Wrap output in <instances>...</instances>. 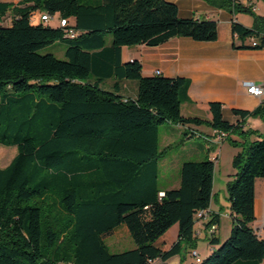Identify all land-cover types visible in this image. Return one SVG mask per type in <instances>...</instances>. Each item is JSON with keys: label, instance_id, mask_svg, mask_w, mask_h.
Listing matches in <instances>:
<instances>
[{"label": "trees", "instance_id": "1", "mask_svg": "<svg viewBox=\"0 0 264 264\" xmlns=\"http://www.w3.org/2000/svg\"><path fill=\"white\" fill-rule=\"evenodd\" d=\"M204 1L254 14L241 0ZM35 11L69 24L33 21ZM231 31L241 41H259L239 48L264 44L257 27L232 21ZM181 36L214 41L217 22L181 17L170 0L0 1V144L17 148L0 167V264H150L174 255L184 264L198 240L195 224L202 217L195 215L211 201L217 157L184 160L178 186H162L166 147L159 127L166 122L181 125V141L201 136L195 128L207 125L239 147L226 183L229 234L222 241L208 234L211 251L190 264L263 261L264 238L251 222L255 180L264 177V133L243 129L242 122L264 118V101L252 110L231 109L241 118L235 122L220 101L208 103L209 120L185 116L188 78L145 75L137 59L122 60L123 46H157ZM56 41L67 43L64 59L39 52ZM109 79L114 82L106 88ZM125 79L135 80V97L120 93ZM218 222L212 215L205 225ZM174 224L177 238L162 249L156 241ZM119 227L134 247L111 252L105 238Z\"/></svg>", "mask_w": 264, "mask_h": 264}, {"label": "crops", "instance_id": "2", "mask_svg": "<svg viewBox=\"0 0 264 264\" xmlns=\"http://www.w3.org/2000/svg\"><path fill=\"white\" fill-rule=\"evenodd\" d=\"M0 1L17 4L21 0ZM170 1L177 5L181 17L215 20L218 30L217 39L214 41H196L189 37L181 36L172 37L157 46H146L143 44L138 45V47L123 46L121 50L122 60L137 59L141 63L142 73L145 75H151L158 69L164 76L173 77L179 75L188 78L190 83L186 97L181 103V113L183 115L199 116L209 120L211 119V112L208 103L210 101H220L223 105V114L227 119L231 122L241 120L238 115L232 113L231 109L252 110L264 101V95L261 97L250 95L243 86L245 81L259 82L264 80V49L239 48L238 45L240 43L249 44L250 38L241 41L232 33L231 23L232 21H237L245 27H257L261 31L260 35H264V10H262V1L264 2V0H250L255 7L254 14L244 10L232 11L230 8L219 7L204 0ZM241 1L243 3L245 0ZM39 14V11H35L33 17L35 15L36 18ZM109 81L110 87L108 88H111L114 79H109ZM121 84V94L129 97L136 96L137 84L135 81L125 79L121 81ZM126 89L128 92L125 94L124 91ZM172 125L179 129L182 128L179 124ZM242 128L264 133V118L260 116L247 117L242 122ZM195 129L201 133V136L198 135V137L204 139L205 145L195 143L188 138L186 142L190 143V147L188 149L183 148L184 153L174 163L169 164L162 157L159 161V181L160 177L162 178L172 166L179 171L180 165L184 160L200 159L203 154L217 157L213 172L211 201L206 210L207 215L199 219L195 224V235L198 240L194 250L197 251L199 258L202 259L209 254L213 247L208 243L206 221L212 215L218 216L219 222L214 236H217L221 241L228 236L231 226V211L226 188L221 190L219 188L223 194V204L217 199L219 190L217 189L218 192H216L215 189L216 179L214 173L216 167L220 164L219 150L224 148L230 155V165L224 173V180L227 183L231 178L230 175L234 172L231 161L233 156L239 151V147L226 143L227 140L225 139L218 141L215 130L207 125H200ZM230 136L238 139L236 135ZM254 137L249 139H255ZM174 141L169 137V134H166L163 139L164 144L160 142V139L159 144L161 147H170ZM186 142L184 140L181 141L182 144ZM178 184L179 175L172 180L167 179L166 184L161 185L169 188L176 187ZM254 216L251 226L258 235L264 238V177H259L255 180ZM227 218L229 221L225 223ZM201 239H205L206 244L201 247L200 252L198 241ZM183 258L184 264L194 263L196 260L191 256L190 250L184 253ZM179 260V255H174L166 260L154 259L150 264H178ZM260 264H264V259Z\"/></svg>", "mask_w": 264, "mask_h": 264}, {"label": "rangeland", "instance_id": "3", "mask_svg": "<svg viewBox=\"0 0 264 264\" xmlns=\"http://www.w3.org/2000/svg\"><path fill=\"white\" fill-rule=\"evenodd\" d=\"M262 4H263L262 10H264L263 1H262ZM11 18H12L11 14H7L4 24H9ZM57 18H58L57 15L54 14L52 18L50 19V23L52 25H56L57 20H58ZM106 40H107V43L110 42L111 40L110 34L106 36ZM66 46H67L66 42L56 41V42H53L51 44L44 46L43 48L39 50V52L41 54L51 53L57 58L64 59L65 58L64 50ZM134 47H138V45H135ZM103 86L106 88L110 87V81H107ZM124 92L126 94L128 90L126 89V91ZM181 130L182 128L179 129L178 127L170 123H164L163 125L159 127V139L162 144H164L163 139L166 134H169V137L172 138V140H175L174 143H171L170 147L165 148V152L163 153L164 161L168 162L169 164L174 163L184 153L183 148L188 149L190 147V143L186 142L187 139H184V142H186L185 144L181 143L180 140L184 138V136L180 134ZM189 139H192V141H194L195 143L205 145V141L202 137L194 136ZM226 143L230 144V140H227ZM16 152H17L16 146L14 145L7 146V145L0 144V167L6 166L11 161V159L14 157ZM219 154H220V164L216 167V170L214 173L215 179H216V185H215L216 192H218L217 189L219 190V188L220 190L226 188V185H225L226 183L224 180V173L230 165L229 152L223 148L219 150ZM204 157H205V154H203L201 158H204ZM178 172H179L178 169L172 166L171 168H169L168 172H166V174L162 176V178L160 177V183L166 184L167 179L172 180L178 175ZM220 190L218 192L217 199L219 200L220 203L223 204V194H222V191L220 192ZM228 221L229 219L227 218L225 223H228ZM176 238H177V225L174 224L161 237L158 238V240L156 241V244L160 247L169 248L173 244V242L176 240ZM105 242L109 246V250L111 252H118V251H122V250H126V249L134 247V243L131 237L129 236L128 232H126V230L122 227H119L118 229L115 230L113 234L107 236L105 238ZM205 244H206L205 239H201L200 241H198L200 252H201V247L204 246ZM60 264H64V263H60Z\"/></svg>", "mask_w": 264, "mask_h": 264}, {"label": "built area", "instance_id": "4", "mask_svg": "<svg viewBox=\"0 0 264 264\" xmlns=\"http://www.w3.org/2000/svg\"><path fill=\"white\" fill-rule=\"evenodd\" d=\"M243 4L244 5H250L251 8H252V10L254 11L255 7L252 5V2L250 0L243 1ZM52 16L53 15H49L48 13H42V14L38 15V17H36V18H35V15H34V17L32 18V20L33 21H36V22H38V21L48 22V21H50V19L52 18ZM57 19H58L57 20V24L59 26H65V25L69 24V21L67 19H65V18H59L58 17ZM68 34L72 37V36H74L75 31L72 28H70L68 30ZM250 44L252 46H255V45L259 44V41L256 38L251 37L250 38ZM261 48L264 49V44H263V46ZM154 73L155 74H159V73H161V71L158 70V69H156L154 71ZM243 86L245 88V91L248 94H250V95L257 96V97H261V96L264 95V80L259 81V82L245 81V82H243ZM225 137H226V133H224V132L217 133V139H218V141L224 140ZM205 215H207L206 211L205 212L204 211H198L196 213L195 217L196 218H201V217H204ZM215 230H216V225L215 224H211L208 227V229H207V235L208 234L211 235L212 233L215 232ZM190 254L194 258L195 257H199L198 253L195 250H191L190 251Z\"/></svg>", "mask_w": 264, "mask_h": 264}, {"label": "bare ground", "instance_id": "5", "mask_svg": "<svg viewBox=\"0 0 264 264\" xmlns=\"http://www.w3.org/2000/svg\"><path fill=\"white\" fill-rule=\"evenodd\" d=\"M40 15V14H39ZM196 260H199V257H195Z\"/></svg>", "mask_w": 264, "mask_h": 264}]
</instances>
